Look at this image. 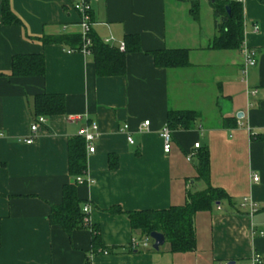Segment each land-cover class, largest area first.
<instances>
[{"label": "crops", "instance_id": "obj_1", "mask_svg": "<svg viewBox=\"0 0 264 264\" xmlns=\"http://www.w3.org/2000/svg\"><path fill=\"white\" fill-rule=\"evenodd\" d=\"M77 1L10 0L20 20L10 26L0 0V264H252L254 254L264 264V0H245L238 51L208 48L218 34L210 0H98L91 5L95 40L119 48L129 35L139 39L140 51L126 56V74L115 77H99L91 54L40 41L81 35ZM246 47L257 65L244 76ZM173 49L189 52L188 67H157L153 53ZM27 54L44 57L42 78L11 77L12 57ZM43 93L63 95L66 109L46 117L33 136V99ZM170 111L198 118L189 129L172 130L165 154L159 133ZM73 117L80 119L72 123ZM146 120L150 127L142 131ZM91 123L100 131L96 152L86 147L85 177L92 182L78 184L77 195L82 212L90 207L89 224L104 251H94L90 227L69 235L49 218L63 186L73 183L68 142ZM200 152L209 156L207 182L198 179ZM209 185L229 198L195 216L193 252L173 254L168 243L155 251L153 241L134 249L140 232L126 215L111 212L184 206ZM246 200L254 212L242 206Z\"/></svg>", "mask_w": 264, "mask_h": 264}, {"label": "trees", "instance_id": "obj_2", "mask_svg": "<svg viewBox=\"0 0 264 264\" xmlns=\"http://www.w3.org/2000/svg\"><path fill=\"white\" fill-rule=\"evenodd\" d=\"M214 12V19L217 27V37L209 45L210 50L238 51L244 41L243 4L235 0H215L211 4ZM230 8L229 12L227 8ZM193 17L197 20L199 8L197 2L192 5ZM2 14L6 25H19V18L13 14L10 7V0H2ZM93 45L91 55L94 59L95 70L99 77L124 76L126 74V56L130 52H139V39L136 35L126 37L125 51L120 52L119 48L111 47L99 42L91 35ZM45 45L64 44L75 52H80L83 42L80 34L43 36L40 39ZM157 67L166 69L187 68L189 65V52L180 49L163 50L152 55ZM11 77L42 78L45 71V59L42 55L27 54L12 57ZM33 119L38 117H53L65 113L66 100L61 94L52 95L43 93L35 96ZM198 118L197 113L190 111H170L167 119V126L172 130L189 129L191 124ZM68 173L73 179L72 184L63 186L62 201L60 205L52 206L50 221L52 225L58 226L67 234L79 229L88 228L84 224L82 203L77 195L76 179L85 176L87 169L86 143L80 137H75L68 142ZM196 169L198 179H209V156L207 152L198 153ZM113 157H111L112 160ZM115 166L110 164V168ZM189 202L184 206L171 207L163 211H135L123 212L119 208L111 209L112 213L124 214L130 221L133 231H139L143 238H150L153 232L160 233L165 238V243L170 245L171 253L180 254L193 252L196 247V233L194 219L199 212H206L214 205L228 199L224 190L213 188L209 185L202 193L189 196ZM92 246L94 251H104L101 244L99 230L92 226ZM1 233V221H0ZM1 246V234H0Z\"/></svg>", "mask_w": 264, "mask_h": 264}, {"label": "built area", "instance_id": "obj_3", "mask_svg": "<svg viewBox=\"0 0 264 264\" xmlns=\"http://www.w3.org/2000/svg\"><path fill=\"white\" fill-rule=\"evenodd\" d=\"M241 4H244L245 0H235ZM98 0H78L77 2H75L73 9L75 10V12H78L80 15V22H79V26L81 27V41L83 42L80 53H82L83 55H88L90 56L91 54V47L93 45V42L91 40V32H92V22H91V5L93 3H97ZM119 51L120 52H124L125 51V45L122 44L119 46ZM74 51L71 50L68 53L71 54ZM243 54H244V58H245V63H244V69H243V75L246 76L247 75V71L251 68H254L257 64H256V52L253 50H250L249 48H244L243 49ZM80 118L77 117H73L70 118V122H76L78 121ZM47 122V119L45 116L43 117H38L30 126V130L33 136L38 134V129L42 126L45 125V123ZM149 124L150 122L148 120H146V122H144L140 127L142 129V131H147L149 129ZM124 130L125 131H129V127L124 126ZM78 137L82 138L84 140V142L86 143V147H87V154H94L96 152V146H95V141L99 139L100 137V131L99 128L97 126V124L95 123H91L88 127L81 129L78 134ZM159 137L161 139V141H163V151L165 154H169L171 152L172 149V131L168 126H164L160 133H159ZM35 141V137H30V139L25 140L24 143L26 145H30ZM127 142H129L130 145L134 144L133 139H131V137L127 138ZM199 148V144L195 145V149ZM193 160V154H191V156L188 157V162L192 163ZM259 178L257 175H253V181L254 182H258ZM77 184L79 185H83V184H90L92 181L91 179L86 178L85 176H81L78 177L76 179ZM247 204H250L251 207H253L252 211L254 212V204L252 201L246 200L242 203V206H245ZM89 210L90 207L87 206L83 209V214H84V224L85 226L89 227L90 226V222H89ZM264 234L262 233L261 236H263ZM151 238H143V240L141 242H138L137 240L133 241V248H137L139 246H142L144 248H148L151 246L150 242H151ZM107 253L105 252V255ZM262 263V258L260 255L258 254H254V256L252 257V264H261Z\"/></svg>", "mask_w": 264, "mask_h": 264}, {"label": "water", "instance_id": "obj_4", "mask_svg": "<svg viewBox=\"0 0 264 264\" xmlns=\"http://www.w3.org/2000/svg\"><path fill=\"white\" fill-rule=\"evenodd\" d=\"M211 3H214L215 0H210ZM228 12L230 10V8H227ZM238 117H240V115H238ZM150 238L153 241V249L155 251H158L161 247H163L165 245V238L162 234L157 233V232H153L150 234Z\"/></svg>", "mask_w": 264, "mask_h": 264}]
</instances>
